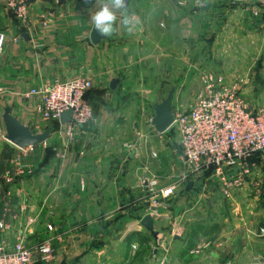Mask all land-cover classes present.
Returning <instances> with one entry per match:
<instances>
[{"label": "crops", "instance_id": "obj_1", "mask_svg": "<svg viewBox=\"0 0 264 264\" xmlns=\"http://www.w3.org/2000/svg\"><path fill=\"white\" fill-rule=\"evenodd\" d=\"M191 1L130 0L118 13L113 34L93 44L90 15L103 0H32L25 23L0 0V30L6 35L0 53L1 247L10 250L22 242L36 248L49 240L55 264H264V190L250 187L264 183L263 168L245 177L225 199L219 176L190 169L180 182V166L170 161L171 176L162 178L154 162L149 166L141 159L142 150L133 155L126 149L123 137L130 125L136 132H148L141 122L149 104L152 119L154 104L172 87L173 110L176 103L188 108L202 95L200 79L208 70L201 66L205 62L211 69L206 61L216 59V43L202 51L209 58L196 54L185 63L181 37L198 36L200 42L193 41L189 48L193 53L208 35L223 41L224 35L261 36L257 31H233L248 26L245 9L252 5L201 0L187 9ZM207 4L209 10H198ZM129 16L138 22L132 31L122 23ZM251 24L259 26L257 21ZM253 51L260 53V48ZM258 69L251 82L241 84V96L253 111L264 107V66ZM76 77L92 81L87 99L95 120L77 128L73 141L58 129L33 150L6 140V105L20 122L40 133L47 125L35 112L38 98L24 94L44 83ZM114 78L120 82L112 90ZM256 159L264 160V153ZM150 170L159 186L173 182L176 187L155 211L143 186ZM238 172L234 168L226 175L234 178ZM148 213L157 217L158 241L141 224Z\"/></svg>", "mask_w": 264, "mask_h": 264}, {"label": "built area", "instance_id": "obj_2", "mask_svg": "<svg viewBox=\"0 0 264 264\" xmlns=\"http://www.w3.org/2000/svg\"><path fill=\"white\" fill-rule=\"evenodd\" d=\"M31 1L5 0V8L16 20L25 23L29 18ZM235 1L252 5L254 13L264 18V0ZM5 45L6 35L0 31V53ZM201 83L202 95L191 107L173 110L172 126L179 134L185 163L193 172L219 176L224 181V194L228 196L232 187L241 186L245 177L252 174L256 165L252 160L264 153V107L258 111L251 110L240 91L227 85L221 75L204 72ZM92 86L91 79L76 77L44 83L24 95L38 98L35 112L45 125L52 124L62 129L68 140L73 141L77 128L95 120L94 109L87 99ZM66 111H71V119L62 125L61 115ZM234 168L239 169L237 176L228 178L226 173ZM143 186L148 194H152L151 205L154 207L161 206L173 190L166 187L158 191V180L151 174L143 179ZM0 227H3L2 223ZM55 261L56 252L49 240L36 248L27 247L22 242L10 250L0 246V264H55Z\"/></svg>", "mask_w": 264, "mask_h": 264}, {"label": "rangeland", "instance_id": "obj_3", "mask_svg": "<svg viewBox=\"0 0 264 264\" xmlns=\"http://www.w3.org/2000/svg\"><path fill=\"white\" fill-rule=\"evenodd\" d=\"M199 2H202V1L192 0L187 6V9L195 7ZM0 9H1V6H0ZM245 11L248 12L246 21H250L248 22L249 23L248 26H245L243 30H239V29L236 30V28H234L233 31H238V32L242 31L245 34L247 32L257 31L261 35L259 39L257 40H255L251 35L248 36V35H236L235 34V35H224V41H223L219 35H208L206 38V41L202 42L201 45L199 44L197 46L198 47L197 50H194L193 53H191L190 51L191 49L189 48L194 46L193 41L198 39V42H200V39L198 38V36H195V35H189V36L186 35V37H181V40H182L181 51H182V54H185L186 60L183 61L185 63L188 62L191 56L196 55V54H197L196 56L206 54V58H209L208 53L202 52V51H207L208 48L212 47L213 44L216 43V53H217L216 59H214V62L210 61L209 59L206 61L207 63L209 61L211 69H208L209 68L208 65L205 64L204 62L203 65L201 66L203 67L201 70H208L207 72H211L213 74L223 76L226 84L232 88H235V89L237 88L240 91V94H241V89H242L241 84L244 83V81H245V85L246 83H248V81L251 82L252 79H250L249 77H251L253 74H259L260 70L258 69V66L259 67L264 66V18L260 14L254 13L253 6H250L249 9L246 8ZM0 13H1V10H0ZM249 18L250 19L252 18L254 20H249ZM251 21H257L259 26H256V25L252 26ZM2 23L3 22L1 21V16H0V29H1ZM228 30L230 33L232 28L229 27ZM222 42H224V44H222ZM258 48H260V53L253 51L254 49H258ZM241 50H246L247 51L245 52L246 54H241L240 53ZM243 66L245 67L243 68ZM200 72H198V76ZM202 91H203V88H202ZM166 96L167 94L163 97V99H165ZM174 106H175L174 109L185 108L182 105V103H178V105L176 103V105ZM191 106L192 105H189L187 107L189 108ZM148 109H149L148 113L144 115L142 122H141V127L144 129H148V132L147 130H144L142 132H139V131L136 132L134 130L135 129L134 126L130 125V128H128V132L123 137L124 139L127 140L126 149L132 151L133 155H138L137 151L142 150L143 153L141 152L142 153L141 159L143 161H146L147 159L149 166L151 165L152 162H154V169L155 171H157L156 173L162 178H167L171 176L170 167H169L170 161L173 167L180 166L181 174L179 176V180L180 182H182L188 178L187 174L192 169L185 163L183 153H182V148L180 145L179 134L177 130L175 129V127L173 126H171L165 132H158L155 129V127L151 124L150 117L153 113V108H152L151 103L149 104ZM55 129L62 131V129L58 127H55ZM63 133L65 134V132ZM252 162L256 164L252 169L253 170L251 172L252 174L257 172L259 168L264 169V160L254 158ZM147 173L151 175H155L156 179L158 180L157 174H154L151 170L147 171ZM248 176H251V175H248ZM262 181L263 180H261L259 184L251 183L250 187L260 189V192H262L264 190V183ZM172 183L165 185V186H161V185L159 186V181H158V191L166 187L173 188L171 195L168 196L166 199L170 198L174 194V190L176 187H174L175 185H173ZM234 188H239V187H236V186L232 187L230 189V195H231L232 189ZM230 195L226 196L224 194V198L225 199H227V197L230 198ZM149 196H150V202L152 203V194L151 195L149 194ZM230 212L231 211H229V213ZM207 218L212 219L213 216L208 215ZM260 234L263 235L264 232L260 231Z\"/></svg>", "mask_w": 264, "mask_h": 264}, {"label": "water", "instance_id": "obj_4", "mask_svg": "<svg viewBox=\"0 0 264 264\" xmlns=\"http://www.w3.org/2000/svg\"><path fill=\"white\" fill-rule=\"evenodd\" d=\"M58 3H63L67 0H57ZM130 0H126V8L128 7ZM211 8V4H207L203 7H200L198 10H209ZM106 37H100L95 35L93 31H91L90 39L93 44H98L102 39ZM120 82L119 78H114L110 82V88L115 90L118 83ZM175 87H172L168 92L165 99L160 102H156L154 104V112L155 115L151 119V124L155 127L158 132L167 131L173 124V100L175 95ZM71 119V111H66L61 115L60 123L63 125ZM3 120L5 125V138L13 145L19 148H26L29 146H37L39 144L45 143L51 136L55 130L54 125H48L43 131L40 133H34L31 130L30 125L20 122L13 114L12 107L10 105H6L4 107L3 112ZM157 208L152 207V211H155ZM157 217L152 213H148L145 215L141 221V224L144 228L149 229L154 232V239L158 241V232L155 230V220ZM60 264H66L63 261Z\"/></svg>", "mask_w": 264, "mask_h": 264}, {"label": "clouds", "instance_id": "obj_5", "mask_svg": "<svg viewBox=\"0 0 264 264\" xmlns=\"http://www.w3.org/2000/svg\"><path fill=\"white\" fill-rule=\"evenodd\" d=\"M126 8V0H103L97 10L91 13L90 21L92 31L100 37H108L113 34L118 19V13H123ZM123 25L132 31L138 23L129 16L122 20Z\"/></svg>", "mask_w": 264, "mask_h": 264}, {"label": "trees", "instance_id": "obj_6", "mask_svg": "<svg viewBox=\"0 0 264 264\" xmlns=\"http://www.w3.org/2000/svg\"><path fill=\"white\" fill-rule=\"evenodd\" d=\"M262 225H264V224H262Z\"/></svg>", "mask_w": 264, "mask_h": 264}]
</instances>
